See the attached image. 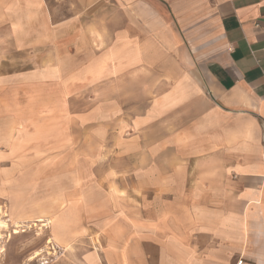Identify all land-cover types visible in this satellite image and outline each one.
<instances>
[{
	"label": "crops",
	"instance_id": "0c3cea01",
	"mask_svg": "<svg viewBox=\"0 0 264 264\" xmlns=\"http://www.w3.org/2000/svg\"><path fill=\"white\" fill-rule=\"evenodd\" d=\"M27 69L131 117L148 165L131 215L32 221L68 264H264V0H0V80Z\"/></svg>",
	"mask_w": 264,
	"mask_h": 264
},
{
	"label": "rangeland",
	"instance_id": "374dc122",
	"mask_svg": "<svg viewBox=\"0 0 264 264\" xmlns=\"http://www.w3.org/2000/svg\"><path fill=\"white\" fill-rule=\"evenodd\" d=\"M27 70L24 84L0 80V264H68L66 250L46 244L51 231L32 221L55 213L82 222L131 215L134 168L148 165L131 162V131L122 128L131 117L85 116L83 92L68 98L66 85L39 84ZM9 215L25 226H4ZM84 234L78 227V252L86 250Z\"/></svg>",
	"mask_w": 264,
	"mask_h": 264
},
{
	"label": "bare ground",
	"instance_id": "6f19581e",
	"mask_svg": "<svg viewBox=\"0 0 264 264\" xmlns=\"http://www.w3.org/2000/svg\"><path fill=\"white\" fill-rule=\"evenodd\" d=\"M39 222H42L43 220H38ZM18 223V222H17ZM44 225H47V224H44ZM3 228V225H0V229ZM14 233H18L17 231H15ZM52 242V241H51ZM54 250V249H53Z\"/></svg>",
	"mask_w": 264,
	"mask_h": 264
},
{
	"label": "built area",
	"instance_id": "2783aa9c",
	"mask_svg": "<svg viewBox=\"0 0 264 264\" xmlns=\"http://www.w3.org/2000/svg\"><path fill=\"white\" fill-rule=\"evenodd\" d=\"M236 264H242V261L241 260H239Z\"/></svg>",
	"mask_w": 264,
	"mask_h": 264
}]
</instances>
